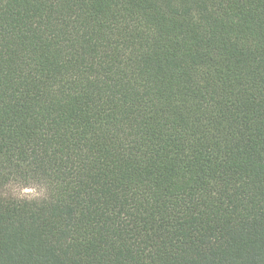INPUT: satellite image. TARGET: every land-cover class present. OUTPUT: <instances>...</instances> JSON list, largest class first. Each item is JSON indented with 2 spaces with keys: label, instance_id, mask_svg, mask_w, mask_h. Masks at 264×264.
<instances>
[{
  "label": "trees",
  "instance_id": "16d2710c",
  "mask_svg": "<svg viewBox=\"0 0 264 264\" xmlns=\"http://www.w3.org/2000/svg\"><path fill=\"white\" fill-rule=\"evenodd\" d=\"M0 264H264V0H0Z\"/></svg>",
  "mask_w": 264,
  "mask_h": 264
},
{
  "label": "rangeland",
  "instance_id": "374dc122",
  "mask_svg": "<svg viewBox=\"0 0 264 264\" xmlns=\"http://www.w3.org/2000/svg\"><path fill=\"white\" fill-rule=\"evenodd\" d=\"M3 195L12 196L18 199H41L46 195V190L38 185L22 187L20 185L8 186L4 189Z\"/></svg>",
  "mask_w": 264,
  "mask_h": 264
}]
</instances>
